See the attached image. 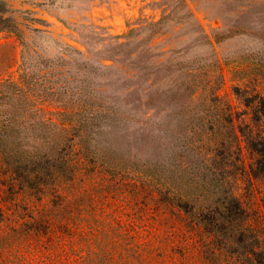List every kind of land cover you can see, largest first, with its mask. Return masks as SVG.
<instances>
[{"label": "rangeland", "instance_id": "1", "mask_svg": "<svg viewBox=\"0 0 264 264\" xmlns=\"http://www.w3.org/2000/svg\"><path fill=\"white\" fill-rule=\"evenodd\" d=\"M171 1L0 0V83L16 86L0 91V264H221L146 175L157 130L174 136L180 193L196 172L184 169L185 155L202 159V141L223 140L225 187L254 225L264 218V181L242 174L252 160L245 138L259 131L252 109L264 97V2L251 15L186 0L198 25L175 23L173 8L143 48L116 53ZM77 116H94L97 153L80 170L75 162L61 197L30 177L35 162L65 156L67 138L79 142Z\"/></svg>", "mask_w": 264, "mask_h": 264}, {"label": "trees", "instance_id": "2", "mask_svg": "<svg viewBox=\"0 0 264 264\" xmlns=\"http://www.w3.org/2000/svg\"><path fill=\"white\" fill-rule=\"evenodd\" d=\"M219 2L223 5V10H237L253 15L256 9L255 2H264V0H220ZM173 8L176 10L175 23L185 21L190 24H194V22L197 24L186 0H172L171 7L157 20L147 22L140 27V29L145 30L141 36L119 42L113 46V49L117 51L116 53L122 54L139 51L146 41L158 31L160 24L170 15ZM260 13L264 14L263 8H261ZM243 25L242 27H245ZM201 32L203 33L202 29ZM238 32H244V28H237L234 33ZM204 35L206 34L203 33ZM20 76L24 80L25 77ZM2 86L10 89L16 87L12 82H2L0 83L1 92ZM93 117L77 116L75 128L82 130L79 142L73 145L69 143L70 138H67L65 144L62 145L63 151H66L65 156L63 154L52 163L48 161L44 163L35 162L34 174L30 179H33L37 184L47 179L54 187L55 192L62 197L66 183L70 182L71 184L75 179V162L77 163V170H80L79 165L90 163L85 157L93 158V154L97 153L95 144L90 141ZM252 120L259 127V131L245 138V145L252 154L251 163L242 173L248 183L252 180L264 181V97H259L254 109H252ZM207 130L209 139H217L212 135L214 132L212 128L209 127ZM1 134H5V129L2 128ZM206 141L211 145L203 144ZM222 141L221 139L212 142H208V139L202 141L199 146V149L205 152V157L202 159L185 155L184 169L195 168L196 172H192L194 176H192L191 185L188 189L180 193L179 190L175 189L176 171L178 170V162L175 160L178 150L175 149L174 136L171 130L162 132L157 130L147 143L148 157L146 159L149 160V165L144 164V166L149 168L146 169L148 172L146 175L150 181L157 183L160 194L169 193L164 195L163 203L187 215L192 225L209 238L207 245L208 252L212 255L211 259H216L219 256L221 264H264V218L261 215L258 216L257 224L254 225L240 199L231 194L225 187V173L222 172L224 168L223 159H226L228 154H225L226 150ZM75 145L76 147H74ZM4 148L5 145L1 142L0 137V155L2 156L6 154ZM75 150L83 155L73 161L70 154ZM14 163L15 165L18 164L17 161ZM57 176L63 177V181L53 180ZM14 179L16 180V178ZM4 225L3 210L0 205V231ZM11 228L10 231H14L15 227ZM8 230L6 231L8 232ZM33 231L39 232L30 227L27 233Z\"/></svg>", "mask_w": 264, "mask_h": 264}]
</instances>
